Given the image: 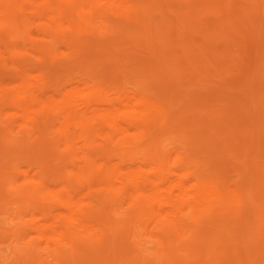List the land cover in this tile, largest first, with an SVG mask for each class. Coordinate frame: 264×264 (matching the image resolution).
Segmentation results:
<instances>
[{"label":"rangeland","instance_id":"1","mask_svg":"<svg viewBox=\"0 0 264 264\" xmlns=\"http://www.w3.org/2000/svg\"><path fill=\"white\" fill-rule=\"evenodd\" d=\"M46 1L42 0L39 4L43 11L48 10L50 20L46 17V20L34 17L30 10H27L28 14L25 11H16V14L12 6L3 4L0 0V99L3 97L0 100L3 101L0 105V143L2 138L4 142L8 140L7 143L10 142L15 151L13 153L0 148V264H264V0H176L177 3L175 0H144V4H148L150 9L146 20L125 10L121 22L115 26H108L102 15L98 11L94 12L83 1L74 2L75 5H80L76 7L78 12L75 6V10H70L72 6H69V10L64 6L65 11L71 12L63 13L61 18L55 8L56 5L59 7V1L62 0H58L56 4L49 3V6V0ZM1 5L5 6H2L4 9ZM54 10L57 12L54 13ZM75 14L78 15L77 18H74L77 16ZM32 18L34 20L31 21ZM73 39L78 43L82 40L81 45H76L75 42L71 44ZM176 51L179 53L175 55ZM35 64H42L44 68L46 64L55 84H61V87H57V94L47 92L44 102L31 106L33 103L30 102L29 91L19 82L21 76ZM86 78L89 79L87 82L93 84H87V87L81 85L85 84ZM92 79L109 82L112 88L106 97L113 100L119 94L126 93L127 89L129 95L137 93L136 91L139 94L140 89L153 94L168 110L165 115L168 121L166 129L162 130V123H158L152 125L147 132L134 128L126 135L118 134L110 142L98 137L95 145H87L83 140L82 125L77 120L68 121L66 118V105L69 101L68 93L79 86H82L81 91H86L89 86L95 85V80ZM134 86L137 88L134 89ZM7 96L16 97L18 102L9 105L10 102L7 101L6 104ZM95 97L96 95L86 100H93ZM103 106L98 109L97 105H93L90 111H103ZM34 107L38 109L34 110ZM25 109L29 113H50L55 119L49 128L50 132L47 130L39 134L28 127L24 123L23 113L27 112ZM64 121L76 126L71 125L74 138L71 147L66 144L62 132L61 123ZM11 122L16 123L15 128H5ZM23 128L29 134L25 142L21 140L19 132ZM151 128L153 131H150ZM148 151H152L150 156ZM181 152L190 155L196 167L221 178L227 186L234 189L238 197L234 208L220 210L218 206L208 204L202 207H206L205 209H200L202 212L198 213L204 214L200 216L190 208H185L187 211L183 210L182 215L185 227L180 232L182 236L173 235V240L169 241L159 238L157 229H154V221L147 223L144 219L137 223L134 220L129 200L121 201L122 204L126 202L123 206L121 203L117 205L106 202V211H102L101 215L113 221L116 227L111 230L105 245L89 242V238L86 241L87 237L84 236L82 240L86 243L80 242L82 247L79 243L71 247L60 232L52 233L54 239L51 235L49 239L39 231L41 223L50 222L54 226L56 219L69 221V210L62 203L68 196V188L65 187L67 183L78 189V197L84 195L83 197L90 198V193L92 199L96 197L105 201L119 194L101 176L107 167L103 158L105 155L113 157L107 164H114L119 161L116 155L131 154L135 157L132 163L135 167L150 160L152 155H160L162 158L168 155L166 168L179 173L180 163L177 159ZM129 165L132 166L131 162L126 163L128 168ZM39 169L49 173L50 178L59 176L57 181L52 178V189H46L41 196L28 191L41 188L42 183L27 179L24 173L25 170H30L32 176L37 175ZM61 172H68V175L65 173L66 178ZM38 197L39 200L35 199ZM146 200L150 198L146 197ZM46 209L51 211L48 212V219L44 215ZM255 220L257 221L254 223ZM217 222L224 224L220 223L221 227ZM223 238L229 241L226 239V242ZM237 247L240 249L235 250ZM54 248L57 253L53 251Z\"/></svg>","mask_w":264,"mask_h":264},{"label":"bare ground","instance_id":"2","mask_svg":"<svg viewBox=\"0 0 264 264\" xmlns=\"http://www.w3.org/2000/svg\"><path fill=\"white\" fill-rule=\"evenodd\" d=\"M42 0H1V2L4 4H8L10 6L13 7V11H21L27 13V10H30L31 14L34 17H39V18H48L50 13H48L46 10L43 11L41 5L39 4V2ZM46 1V0H45ZM48 1V0H47ZM46 1V2H47ZM58 0H49L48 1V6L49 3L50 4H56ZM85 2L87 4V6H90L94 12L98 11L97 13H100L102 15V17L104 18L103 21L107 22V25L109 26H115V24L121 22V19L123 18V13L125 10L129 11L130 13L133 12L132 14L137 15V17H141L144 20L147 19V14L148 12H150L149 8L147 7L146 4H144V0H67V2H64V0L59 1V7L56 8L58 10L59 16L60 18L62 17L63 13L66 12H71V11H65V8H68V10L70 9L69 6H72L73 8L70 10H75L76 7L80 6L75 5L76 3L74 2ZM146 1V0H145ZM150 1V0H149ZM159 1V0H158ZM176 1V0H175ZM196 1V0H195ZM205 1V0H204ZM211 1V0H210ZM213 1V0H212ZM62 2V3H61ZM162 2V1H160ZM168 2V1H167ZM174 2V0H173ZM179 2V1H178ZM187 4L188 1H186ZM208 2V1H206ZM226 2V1H225ZM177 3V1H176ZM182 3V2H179ZM193 3V2H192ZM232 3V1H231ZM84 4V3H83ZM165 4V3H164ZM174 5V4H173ZM192 5V4H191ZM3 5H1L2 7ZM75 6V9H74ZM153 6V5H152ZM161 6V4H160ZM166 6V5H165ZM190 6V5H189ZM193 6V5H192ZM5 7V6H3ZM2 7V9H4ZM55 7V6H54ZM77 7V8H78ZM158 7V6H157ZM164 7V6H163ZM50 8V7H49ZM154 8V7H153ZM165 8V7H164ZM47 9V7H46ZM158 9V8H157ZM10 10V9H9ZM52 10V9H51ZM77 10V9H76ZM152 10V9H151ZM12 11V10H11ZM92 11V10H91ZM153 11V10H152ZM57 12L54 10V13ZM78 12V10H77ZM76 12V13H77ZM52 13V12H51ZM2 14V13H1ZM4 14V13H3ZM14 14V13H12ZM17 14V13H16ZM14 14V15H16ZM22 14V13H21ZM28 14V13H27ZM49 14V15H47ZM57 14V13H56ZM55 14V15H56ZM78 14H81L78 13ZM83 14V12H82ZM25 15V14H24ZM23 15V16H24ZM77 15V14H75ZM87 15V14H86ZM90 15V14H89ZM132 18H134L131 14H129ZM22 16V15H21ZM58 16V17H59ZM69 16V15H68ZM74 16V15H72ZM84 16V15H83ZM82 16V17H83ZM2 17V16H1ZM6 17V16H4ZM27 17V16H26ZM57 17V18H58ZM66 17V16H65ZM77 16H75L74 18H77ZM80 17V16H79ZM88 17V16H86ZM247 17V16H246ZM10 18V17H9ZM31 18V17H30ZM29 18V19H30ZM56 18V19H57ZM140 18V19H141ZM5 19V18H4ZM15 19V18H14ZM38 19V18H37ZM64 19V17L62 18ZM73 19V18H72ZM83 21V18H80ZM86 19V18H85ZM95 19V18H94ZM98 19V18H97ZM184 19V18H183ZM187 19V18H186ZM3 20V18L1 19ZM23 20V19H22ZM34 20L33 18L31 19V21ZM43 19H41L42 21ZM48 20H50L48 18ZM47 20V21H48ZM67 20V18H66ZM71 20V19H70ZM131 20V19H130ZM166 20V19H164ZM230 20V19H229ZM247 20V19H245ZM258 20V19H257ZM5 21V20H4ZM36 21V18H35ZM76 21V20H75ZM128 21V20H127ZM136 21V20H135ZM152 21V20H151ZM157 21V20H156ZM160 21V20H159ZM168 21V20H167ZM166 21V22H167ZM177 21V20H176ZM227 21V20H226ZM40 22V21H37ZM36 22V23H37ZM44 22V21H43ZM59 22V21H58ZM71 22H73V20H71ZM79 22V21H78ZM77 22V23H78ZM97 22V21H96ZM155 22V21H154ZM158 22V21H157ZM194 22V21H193ZM229 22V21H228ZM18 23V22H17ZM28 23V22H27ZM41 23V22H40ZM48 23V22H47ZM50 23V22H49ZM164 23V21H163ZM184 23V21H183ZM44 24V23H43ZM56 24V23H53ZM82 24V23H81ZM87 24V23H86ZM98 24V23H97ZM103 24V23H102ZM145 24V23H144ZM159 24V23H158ZM177 24V23H176ZM181 24V23H179ZM17 25V24H16ZM58 25V24H57ZM75 25V24H74ZM94 25V24H93ZM104 25V24H103ZM156 25V24H155ZM167 25V24H166ZM170 25V24H169ZM227 25V24H226ZM39 26V25H38ZM45 26V25H44ZM48 26H52L51 28H53L55 25H48ZM71 26V25H70ZM158 26V25H157ZM164 28V24L162 25ZM9 27V26H8ZM20 27V26H19ZM56 27V26H55ZM154 27V26H153ZM196 27V26H195ZM23 28V27H22ZM37 28V27H36ZM59 28V27H58ZM125 28V27H124ZM156 28V27H155ZM179 28V27H178ZM226 28V27H225ZM15 29V28H14ZM24 29V28H23ZM40 29V28H39ZM55 29V28H54ZM53 29V30H54ZM68 29V28H67ZM66 29V30H67ZM99 29V28H98ZM109 29V27H108ZM115 29V28H114ZM136 29V28H135ZM147 29V28H146ZM52 30V31H53ZM57 30V29H56ZM78 30V29H77ZM100 30V29H99ZM156 30V29H155ZM161 30V29H160ZM164 30H166L164 28ZM189 30V29H188ZM42 31V30H41ZM47 31V30H46ZM64 31V30H63ZM71 31V30H70ZM79 31V30H78ZM91 31V29H90ZM103 31V30H102ZM105 31V30H104ZM163 31V30H162ZM167 31V30H166ZM174 31V30H173ZM177 31V29L175 30ZM186 31V30H185ZM191 31V30H189ZM50 32V31H49ZM61 32V29H60ZM122 32V31H121ZM156 32V31H155ZM160 32V31H159ZM23 33V32H22ZM51 33V32H50ZM48 33V34H50ZM59 32H57L58 34ZM105 33V32H104ZM128 33V32H127ZM147 33V32H146ZM153 33V32H152ZM161 33V32H160ZM166 33V32H165ZM179 33V32H178ZM190 33V32H189ZM2 34V33H1ZM20 34V33H19ZM75 34V33H74ZM109 34V32L107 33ZM144 34V33H143ZM142 34V35H143ZM173 34V33H172ZM175 34L177 35V33L175 32ZM174 34V35H175ZM52 35V34H50ZM63 35V34H62ZM62 35L60 37H62ZM73 35V34H72ZM76 35V34H75ZM81 35V34H80ZM78 35V36H80ZM96 35V34H95ZM105 35V34H104ZM133 35V34H132ZM140 35V34H139ZM159 35V34H157ZM164 35V34H163ZM15 36V35H14ZM13 36V37H14ZM71 36V35H70ZM181 36V35H180ZM138 37V36H137ZM136 37V38H137ZM158 37V36H157ZM156 37V38H157ZM166 37V36H165ZM173 37V35H172ZM187 37V36H186ZM55 38V37H54ZM57 38V37H56ZM74 38V37H73ZM135 38V37H134ZM160 38V37H159ZM167 38V37H166ZM72 39V38H71ZM155 39V38H154ZM77 40V38H76ZM177 40V39H175ZM180 40V39H179ZM68 42H70L67 39ZM166 41V40H165ZM174 41V40H173ZM184 41V40H182ZM71 44H74V39L71 41ZM82 42V40L80 41ZM80 42L78 43L77 41L75 42L80 44ZM168 42V40H167ZM178 42V41H177ZM173 43V42H172ZM182 43V42H181ZM180 43V44H181ZM188 43V42H187ZM31 44V43H30ZM36 44V43H35ZM76 44V45H78ZM148 44V43H147ZM150 44V42H149ZM178 44V43H177ZM179 44V45H180ZM39 45V44H38ZM81 45V44H80ZM161 45V44H160ZM164 45V41L163 44ZM173 45V44H172ZM171 45V46H172ZM175 45V44H174ZM50 46V45H48ZM181 46V45H180ZM183 46V45H182ZM181 46V47H182ZM180 47V48H181ZM194 47V46H193ZM48 48V47H47ZM173 48V47H172ZM171 48V49H172ZM175 48V47H174ZM179 49V47H177ZM204 48V47H203ZM202 48V49H203ZM50 49V48H49ZM71 49V48H70ZM159 49V48H158ZM162 49V48H161ZM165 49V48H164ZM170 49V50H171ZM45 50V49H44ZM168 50V49H167ZM174 50V49H173ZM197 50V49H196ZM159 51V50H158ZM206 51V50H205ZM168 52V51H166ZM173 53V51H171ZM221 52V51H220ZM54 53V52H53ZM161 53H163L161 51ZM179 53L176 51L175 55ZM52 55V54H51ZM163 55V54H162ZM161 56V55H160ZM222 56V55H221ZM224 56V55H223ZM52 57V56H51ZM162 57V56H161ZM53 58V57H52ZM51 58V59H52ZM54 59V58H53ZM175 59V58H174ZM168 61V58L166 59ZM170 60V59H169ZM225 60V59H224ZM46 61V60H44ZM179 62V60H178ZM177 62V63H178ZM166 64V62H164ZM172 63V62H171ZM169 63V64H171ZM29 64V63H28ZM168 64V65H169ZM23 65V64H22ZM32 65V64H31ZM42 64H35L34 66H32L28 71H26V73H24V76H21L20 78V84L25 85V87H27L29 94H30V102L33 103L31 104V106L36 105L38 103H42L44 102V99L46 96L45 94L47 92H54V94H57L58 90L57 87L60 88L61 84L56 83L55 84V80L54 78L51 76V73L48 72V67H46V64L44 65L45 68L41 66ZM168 65H166L168 67ZM48 66V65H47ZM165 66V65H164ZM170 66H173L172 64ZM44 68V69H43ZM171 68V67H170ZM39 69V70H38ZM32 70V71H30ZM82 74V73H81ZM21 75V74H20ZM83 75V74H82ZM82 78V77H81ZM84 78V76H83ZM96 79V78H95ZM95 79H92L93 81ZM78 80V79H77ZM85 80V84H81L84 85L85 87H87V84H90V82H87V80L89 81V79H84ZM72 81V80H71ZM76 81V80H73ZM83 81V79H82ZM18 83V82H16ZM82 83V82H81ZM138 83V82H137ZM19 84V85H20ZM93 84V83H91ZM90 84V85H91ZM93 86H89L87 88L86 91H81L80 87L82 88V86H79L80 83L78 82L77 85L79 87H77L76 89H73L72 91H70L68 93V97H69V101L68 104L66 105L67 107V119L68 121L71 120H77L79 122L80 125H82L83 127V137L85 140L84 142H86L87 145L89 144H94L96 143L98 137L100 138H106L108 140V142L112 141L111 139L115 138V136H117L118 134L121 135H126L130 132V129H139L142 130L143 132H147L149 131L150 127L152 125L158 124V123H162V126H160V128L162 127V130H165L167 125H168V121H167V116L166 115V111L167 108L164 105V103H161L160 101H158V99L153 95V94H148L146 92H144L143 90L138 94V91H136L137 93H134L132 96L129 95L127 93V91L129 89H127L126 93H122L119 94L118 97L116 96V98L113 99H109L108 97H106V95H109L110 90L112 88L111 84L109 82H105V81H94ZM18 85V84H17ZM16 85V86H17ZM87 85V86H86ZM4 87V86H3ZM2 88V87H0ZM84 88V87H83ZM137 87L134 86V89H136ZM146 88V87H145ZM65 89V88H64ZM69 89V88H68ZM72 89V88H71ZM119 89V88H118ZM17 90V89H16ZM22 90V89H21ZM60 90V89H59ZM2 91V89H1ZM5 91V90H4ZM9 91V90H8ZM20 91V90H18ZM67 91V90H66ZM65 91V92H66ZM134 91V90H132ZM123 92V91H122ZM1 93V92H0ZM133 93V92H132ZM18 94V93H17ZM53 94V95H54ZM61 94V93H59ZM65 95V94H64ZM96 95L95 98L86 100V98L91 97ZM113 95V94H112ZM115 95V94H114ZM18 96V95H17ZM51 96V94H50ZM61 96V95H60ZM141 96V97H140ZM5 97V95H4ZM8 97V96H7ZM53 97V96H52ZM3 97H1L2 99ZM49 98V97H48ZM48 98L46 99L48 101ZM65 98V96H64ZM0 99V100H1ZM51 99V97H50ZM19 100V99H18ZM29 100V99H28ZM55 99H53L54 101ZM9 105H13L15 104L17 101L16 97H11L6 100L5 99V103ZM57 101V99H56ZM63 101V100H62ZM3 101L0 102V105L2 104ZM58 102V101H57ZM64 102V101H63ZM27 103V101H26ZM50 103V101H49ZM55 103V102H54ZM66 104V102H64ZM52 106L54 105L53 102L51 103ZM56 104V103H55ZM44 105V104H43ZM48 105V103H47ZM58 108H59V103L57 104ZM97 105L96 108L101 109V107L103 106L105 108H103V111H90V109L92 108V106ZM102 105L100 108L99 106ZM28 106V104H27ZM38 106V105H37ZM41 106V105H40ZM56 106V105H55ZM24 107V106H23ZM30 107V105H29ZM44 107V106H43ZM42 107V108H43ZM46 107V106H45ZM44 107V108H45ZM51 107V106H50ZM57 107V106H56ZM21 108V107H19ZM31 108V107H30ZM29 108V109H30ZM34 107V110L38 109ZM41 108V107H40ZM55 108V107H54ZM23 109V108H22ZM57 109V108H55ZM59 108V112H60ZM26 110V109H25ZM1 111V110H0ZM20 112H22V110H18ZM27 112L23 113L25 114V120L24 123L27 124L28 127L32 128L33 130H35L37 133H44L47 130L49 131V128L51 127V125H53L52 123H54L53 121L55 120L54 117L50 114V113H46L44 112H30L33 114L29 113V110H26ZM47 111V110H46ZM58 111H56L58 113ZM30 115H29V114ZM55 113V112H54ZM57 113H55L56 115H58ZM54 115V114H53ZM165 117V118H164ZM24 119V118H22ZM65 120V119H64ZM26 121V122H25ZM58 121V120H57ZM17 122V121H16ZM22 122V121H21ZM14 124V125H13ZM22 124V123H21ZM57 125V123H56ZM59 125V124H58ZM62 125V132H64V136H65V142L68 146H72V141H73V130H71V125L73 124H69L68 122L64 121L63 123H61ZM161 125V124H160ZM16 123L15 122H11L8 124V126H5V128L7 127V129H11V128H15ZM74 127L75 124L73 125ZM156 129V126H154ZM4 128V130H5ZM60 128V127H59ZM78 128V127H77ZM80 128V127H79ZM19 129V128H18ZM154 129V128H153ZM52 130V129H51ZM77 130V129H76ZM80 130V129H79ZM161 130V129H160ZM150 131H153L152 128ZM1 132V131H0ZM6 132V131H5ZM4 132V133H5ZM20 138L21 140H23V142H25V140H27L29 138V134L26 132V130L23 128L20 131ZM50 132V131H49ZM56 132V131H55ZM80 132V131H79ZM39 133V134H40ZM61 133V132H60ZM78 133V132H77ZM81 133V132H80ZM142 133V132H141ZM1 134V133H0ZM3 134V133H2ZM7 134V133H5ZM56 133H54L55 135ZM75 134V133H74ZM154 134V133H153ZM120 135V137H121ZM152 135V134H151ZM47 136V135H46ZM59 136V134H58ZM119 136V135H118ZM56 137V136H55ZM80 137V136H79ZM117 138V137H116ZM119 138V137H118ZM144 138V137H143ZM1 139V138H0ZM5 139V137H4ZM61 139V138H60ZM76 139V137H75ZM81 139V138H80ZM141 139V138H140ZM146 139V138H145ZM19 140V139H18ZM82 140V141H83ZM101 140V139H100ZM143 140V139H142ZM156 140V139H155ZM154 140V141H155ZM8 140H6V142L3 141L2 138V142L0 143V148L1 150H11L13 153L14 151V147L10 146L11 143H7ZM60 141V140H59ZM123 141V140H121ZM128 141V140H127ZM141 141V140H137ZM21 142V141H20ZM43 142V140H42ZM45 140L44 143L45 144ZM104 142V141H103ZM119 142V141H118ZM158 142V141H156ZM50 143V142H49ZM61 143V142H60ZM83 143V142H82ZM99 143V142H98ZM112 143V142H111ZM132 143V142H131ZM142 143V141L140 142ZM147 143V142H146ZM149 143V141H148ZM151 143V142H150ZM21 144V143H20ZM19 144V145H20ZM47 144V143H46ZM53 144V142H52ZM130 144V143H129ZM154 144V143H153ZM25 145V144H24ZM62 145V144H61ZM66 145V146H67ZM133 145V144H132ZM27 146V144H26ZM136 146V145H134ZM146 146V145H145ZM149 146V145H148ZM152 146V145H150ZM149 146V147H150ZM157 146V144H156ZM13 147V148H12ZM122 147V146H121ZM126 147V146H125ZM155 147V144L154 146ZM28 148V146H27ZM142 148V147H141ZM144 148V146H143ZM152 148V147H151ZM77 149V148H76ZM146 149V148H145ZM30 150V147L29 149ZM137 150V149H136ZM142 150V149H141ZM147 150V149H146ZM150 150V149H149ZM10 151V152H11ZM22 151V150H21ZM32 151V150H31ZM64 151V150H63ZM77 151V150H76ZM122 151V149H121ZM125 152V151H124ZM150 151H148L149 153ZM26 153V152H25ZM32 153V152H30ZM28 153V155L30 154ZM119 153V151L117 152ZM147 153V152H146ZM152 153V151H151ZM151 153H149L148 156L151 155ZM182 153V152H181ZM178 156L179 158L177 159V162L180 163V171L174 172L173 169L170 168H166V163H168V158H166L167 156H165V158L160 157V155H152L150 160L145 161L144 163H141L142 165H140L139 167H135V165L133 166L132 163L135 161V157L132 156L131 154H126V153H122L120 155H116V158H119V161L112 164L108 162H111V160L113 159V157L111 155H105L103 158L105 160V164H106V168L104 170V172L102 173V177L105 179V181L107 182V184L109 185L110 188L116 189L119 191L118 195L115 196H111L109 198H107L104 201L98 200L96 197H93V199L90 196L89 193V197L90 198H85L83 196L78 197L79 196V191L78 189H75L74 187H70L67 183V186H65L66 188H68V196H66L62 203L64 206H66V208L69 210V221H63L62 219L56 221L54 220V226L51 225L50 222H46V223H41L38 228L39 231L44 234V236H48L51 235L54 232H60V234L65 237L64 239H66L67 243L71 245V247H75L78 245V243L80 244V242L86 243L85 241H83V237H87V239L89 238L90 241L94 244H99L102 245L104 243H106V241L109 238V234L111 232V230H115L116 224L112 223L113 221H109L108 218H104L103 214L101 215L102 211H106L105 207H107V203L106 202H113L116 203L117 205L121 203V201H126L129 200L130 203L132 204V209L130 211V213L132 215H134V220L137 221H142L145 219V221L148 223L149 221H154L155 224V228L158 231V236L161 240L163 241H169L170 239L173 240V235L175 237L176 234L180 235V232H182L181 230L185 227L184 222L182 221V215H183V210H185V208H190L192 211L197 212L196 215H198L200 212H202L203 206H206L208 204L212 205V206H218L220 210H227V209H232L234 208L233 205H235L236 201L235 199H237V195L234 192V189H232L230 186H227L225 181L222 180L221 178L214 176V175H210L208 172L203 171L202 169L196 167L193 163V159L190 157V155H187L186 153H182ZM136 154V153H135ZM134 154V155H135ZM155 154V153H154ZM23 155V154H22ZM146 156V155H145ZM72 157V156H71ZM114 157V158H115ZM0 158H1V153H0ZM102 158V157H100ZM78 159V158H76ZM146 159V158H145ZM148 159V158H147ZM176 159V158H175ZM174 159V160H175ZM89 160V159H88ZM103 160V161H104ZM32 162V161H31ZM74 162V161H73ZM113 162V161H112ZM127 162H131V167L129 165L126 166ZM143 162V161H142ZM149 162H152L149 163ZM171 162V161H170ZM29 163V162H28ZM97 163H99L97 161ZM174 163V162H173ZM32 164V163H31ZM91 164V163H90ZM150 164V165H149ZM175 164V163H174ZM14 164L12 163V166ZM33 165V164H32ZM35 165V163H34ZM33 165V166H34ZM96 165V164H95ZM94 165V166H95ZM98 165V164H97ZM96 165V166H97ZM147 165V166H146ZM171 165V164H170ZM11 166V165H10ZM11 166V167H12ZM38 166V165H37ZM95 166V168H97ZM138 166V165H137ZM150 166V167H149ZM15 166H13L12 168H14ZM84 167V166H83ZM99 167V166H98ZM10 168V167H9ZM8 168V170H9ZM43 168V167H42ZM91 168V166H90ZM177 168V165H176ZM32 169V168H31ZM101 169V168H100ZM103 169V168H102ZM11 170V168H10ZM19 170V169H18ZM37 170V168H36ZM95 170V169H94ZM20 171V170H19ZM29 172H31L30 170H25L24 173H26V178L30 179V180H34L35 182H39L42 183V187L39 189H32V191H28V192H32L35 193V195L41 196V194L46 191V189L51 188L52 183V178L57 181L56 179L59 180V176H55L56 178H54L53 176L50 178L48 176L49 173L44 172L42 169H39V171L36 173L37 175H31ZM80 172V171H79ZM4 173V172H3ZM17 173H20L17 171ZM62 174L64 172H61ZM60 173V175H62ZM66 174L68 172H65ZM64 173V176L66 178V175ZM88 173V172H87ZM2 174V173H1ZM68 175V174H67ZM75 175V174H74ZM89 175V173H88ZM100 175V172L99 174ZM5 176V175H4ZM51 176V175H50ZM96 176V174H95ZM10 177V176H9ZM12 177V175H11ZM62 177V176H61ZM60 177V180L62 179ZM70 177V176H69ZM68 177V178H69ZM1 176H0V180H1ZM64 178V177H63ZM72 178V176H71ZM79 179V177H78ZM81 179V177H80ZM100 179V178H99ZM9 180V178H8ZM71 180V179H70ZM76 180V178H75ZM75 180H73V183L75 182ZM103 180V179H102ZM2 181V180H1ZM5 181V180H3ZM65 181V180H64ZM85 181V180H84ZM92 181V180H91ZM28 182V180H27ZM63 182V181H62ZM87 182V180H86ZM98 182V180H97ZM104 182V181H103ZM193 182V183H191ZM3 183V182H2ZM71 183V182H70ZM78 184V183H77ZM81 184V183H80ZM92 184V183H91ZM103 184V183H102ZM101 184V185H102ZM106 184V185H107ZM2 185V184H1ZM6 185H10V184H6ZM3 186V185H2ZM20 186V185H19ZM76 186V185H75ZM81 186V185H80ZM104 187V185H102ZM4 187V186H3ZM14 187V186H13ZM92 187V186H91ZM107 187V186H105ZM90 188V186H89ZM56 190L57 187H56ZM108 190V188H107ZM55 191V190H54ZM81 191V190H80ZM94 192V191H93ZM251 192V191H249ZM253 192V190H252ZM85 193V192H84ZM116 193V191L114 192ZM30 194V193H29ZM93 194V193H91ZM45 195V194H44ZM254 196V195H253ZM136 197V198H134ZM146 197H149L150 200H146ZM248 197V196H247ZM252 197V196H251ZM45 198V197H44ZM39 200L38 198H35ZM41 199V198H40ZM51 199V197L49 198V200ZM37 200V201H38ZM47 200V199H46ZM48 200V201H49ZM238 200V199H237ZM257 200V198H256ZM18 201V200H17ZM60 201V200H59ZM259 201V199L257 200ZM128 202V201H126ZM124 202V203H126ZM40 203V202H39ZM48 203V202H47ZM110 203V204H111ZM123 203V204H124ZM235 203V204H234ZM109 204V203H108ZM122 204V203H121ZM122 204V206H123ZM259 204V203H258ZM47 206V205H45ZM49 206V204H48ZM53 206V205H52ZM61 206V204H60ZM59 206V207H60ZM111 206V205H109ZM114 206V205H112ZM40 207V206H39ZM42 207V205H41ZM50 207V206H49ZM126 207V206H125ZM246 207H248V205H246ZM256 207V205H255ZM21 208V207H20ZM202 208V210H200ZM212 208V207H211ZM107 209V208H106ZM120 209V208H119ZM122 209V208H121ZM250 209V208H249ZM43 210L44 207H43ZM109 209H107L108 211ZM111 210V209H110ZM235 210V209H234ZM233 210V211H234ZM251 210V209H250ZM112 211V210H111ZM187 211V210H185ZM184 211V212H185ZM189 211V210H188ZM41 212V211H40ZM51 212L50 210L47 211L46 209V213H44L45 217L48 219V216L50 215L49 213ZM191 212V211H190ZM199 212V213H198ZM221 213V211H219ZM257 212L258 211V207H257ZM109 213V211H108ZM119 213V212H118ZM209 213V212H208ZM211 213V212H210ZM213 213V212H212ZM253 213V212H252ZM28 214V213H27ZM49 214V215H48ZM67 214V213H66ZM124 214V212H123ZM202 215H204L203 213H201ZM199 214V216L201 215ZM117 215V214H116ZM189 215V214H188ZM109 216V215H108ZM209 216V215H208ZM107 217V216H106ZM203 217V216H202ZM211 217H214L211 215ZM217 217V216H216ZM221 217V216H220ZM111 218V217H110ZM186 218V217H185ZM192 218V217H191ZM204 218V217H203ZM253 218V217H252ZM46 219V220H47ZM51 219V218H50ZM127 219V218H126ZM219 219V218H218ZM216 219V220H218ZM113 220V219H112ZM201 220V219H199ZM205 220V219H204ZM211 220V219H210ZM213 220V218H212ZM220 220V219H219ZM218 220V221H219ZM254 220V218H253ZM130 221V220H129ZM126 221V222H129ZM203 221V219L201 220ZM257 220L253 221L254 223ZM53 222V221H52ZM118 222V221H117ZM120 222V221H119ZM143 222V221H142ZM150 222V224H152ZM223 222V221H222ZM220 222V223H222ZM248 222V221H247ZM199 223V222H198ZM220 223L217 222V224L220 225ZM9 224V223H8ZM49 224L51 226H49ZM154 224V223H153ZM224 224V223H222ZM133 226V225H132ZM153 226V225H152ZM221 226V225H220ZM255 226V225H254ZM222 227V226H221ZM253 227V226H252ZM257 227V226H256ZM135 224L133 226V230L135 231ZM150 228V227H149ZM194 228V227H192ZM196 228V227H195ZM250 228V227H248ZM200 229V228H199ZM224 230V227L222 228ZM254 229V227H253ZM252 229V230H253ZM264 229V228H263ZM146 232V229H144ZM152 230V229H151ZM218 230V229H217ZM216 230V231H217ZM223 230L221 232H223ZM156 231V232H157ZM184 232V231H183ZM194 232V231H193ZM197 232V231H196ZM112 233V232H111ZM224 233V232H223ZM260 233V232H259ZM140 234V233H138ZM186 234V233H185ZM194 234V233H193ZM192 234V236H193ZM13 235V234H12ZM59 235V234H58ZM59 235V236H61ZM111 235V234H110ZM133 235V234H132ZM145 235V234H144ZM196 235V234H194ZM226 235V234H225ZM245 235V233H244ZM256 235V234H255ZM254 235V236H255ZM55 236H57L55 234ZM61 236V237H62ZM152 236V235H151ZM157 236V237H158ZM182 236V235H180ZM188 236V235H187ZM191 236V235H190ZM233 236V235H232ZM253 236V235H252ZM260 236V235H259ZM31 237V236H30ZM43 237V236H42ZM52 237V235H51ZM62 237V238H63ZM84 237V238H85ZM115 237V236H114ZM140 237V236H139ZM198 236H196L197 238ZM220 237V236H219ZM227 237V236H225ZM247 237V236H245ZM53 238V237H52ZM182 238V237H181ZM180 238V239H181ZM184 238V237H183ZM195 238V239H196ZM213 238V237H210ZM233 238V237H232ZM50 239V238H49ZM54 239V238H53ZM60 239V238H59ZM57 239V240H59ZM188 239V238H187ZM194 239V240H195ZM225 238H223L224 240ZM227 239V238H226ZM225 241L227 242V240L229 241V239H227ZM247 239V238H244ZM48 240V239H47ZM192 240V239H190ZM189 240V241H190ZM197 240V239H196ZM214 240V239H213ZM212 240V241H213ZM222 240V241H223ZM63 241V240H62ZM188 241V240H187ZM211 241V240H210ZM221 241V242H222ZM232 240H230L231 243ZM110 242V241H109ZM202 243V242H201ZM209 243V242H208ZM207 243V244H208ZM215 243V242H214ZM234 243V241L232 242ZM242 243V241H241ZM82 244V246H83ZM112 244V243H111ZM92 245V244H90ZM105 245V244H104ZM168 245V244H167ZM172 245V244H171ZM203 245V244H202ZM211 245V244H210ZM217 245V244H215ZM232 245V244H231ZM54 246V245H53ZM81 246V244H80ZM81 246V247H82ZM96 246V245H95ZM214 246V244H213ZM222 246V243H221ZM235 246V245H234ZM49 247V246H48ZM215 247V246H214ZM236 247V246H235ZM234 247V248H235ZM218 248V247H217ZM225 248V247H224ZM223 248V249H224ZM56 248H54V252L57 253V250H55ZM86 249V248H85ZM240 249L239 247H237L238 250ZM68 250V249H67ZM106 250V249H105ZM227 250V249H225ZM234 250V249H233ZM69 251V250H68ZM81 251V250H80ZM65 252V251H64ZM214 252V251H213ZM222 252V251H221ZM183 253V252H182ZM241 253V251H240ZM77 254V253H76ZM224 254V253H223ZM232 254V252H231ZM235 255V254H233ZM238 255V254H237ZM240 255V254H239ZM217 256V255H215ZM227 256V255H226ZM224 256V257H226ZM62 257V256H61ZM218 257V256H217ZM235 257V256H234ZM228 258V256H227ZM214 259V258H213ZM52 260V259H51ZM207 260V259H206ZM228 260V259H227ZM226 260V262H227ZM236 260V259H235ZM58 261V260H57ZM81 261V260H80ZM159 262V261H158ZM208 262V261H207ZM211 262V260H210ZM229 262V261H228ZM227 262V263H228ZM212 263V262H211ZM230 263V262H229Z\"/></svg>","mask_w":264,"mask_h":264}]
</instances>
